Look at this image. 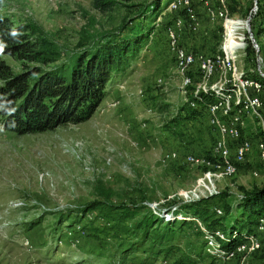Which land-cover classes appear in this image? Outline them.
I'll use <instances>...</instances> for the list:
<instances>
[{
  "label": "rangeland",
  "instance_id": "rangeland-1",
  "mask_svg": "<svg viewBox=\"0 0 264 264\" xmlns=\"http://www.w3.org/2000/svg\"><path fill=\"white\" fill-rule=\"evenodd\" d=\"M152 1L115 0L110 10L99 13L90 0H0V15L13 25L25 24L30 39L53 46L60 60L69 63L77 52L99 42L100 35L115 32L120 38L137 28V14ZM164 1L157 2L160 13L147 41L124 73L105 84L103 99L88 119L21 135L0 130V264H240L242 254L222 258L206 252L204 224L184 212L168 218L187 222L178 247L146 260L120 259L114 252L116 241L98 232L104 225L100 214L80 212L101 191L111 194L113 204L134 203L150 211L170 206L175 212L176 204L188 202L180 193L193 187L204 170L184 161L187 153L208 155L211 134L205 118L191 117L182 108L179 77L164 33L174 12L166 10ZM224 1L227 12L241 21L255 2L251 24L259 23L264 0ZM196 15L199 28L193 35L181 31L180 44L210 54L220 41V21L207 22L199 2ZM261 22L260 32L252 28L251 33L264 70ZM121 25L128 31L120 32ZM0 59L14 73L25 68L8 55ZM236 64L245 71L255 69L254 51L238 53ZM250 157L234 174L214 182L211 205L217 207L220 193L234 203L243 191L264 184L261 164L254 153ZM263 232L264 224L253 233L260 246L244 254L253 264H264ZM200 241L205 252L193 256L189 248ZM186 254L190 260L182 259Z\"/></svg>",
  "mask_w": 264,
  "mask_h": 264
},
{
  "label": "trees",
  "instance_id": "trees-1",
  "mask_svg": "<svg viewBox=\"0 0 264 264\" xmlns=\"http://www.w3.org/2000/svg\"><path fill=\"white\" fill-rule=\"evenodd\" d=\"M158 1L153 0L137 14L136 18L141 19L137 28L127 32V27L121 25L120 32L125 30L127 34L120 38H116L118 33L115 32L100 35L99 42L95 41V45L77 52L69 63L60 60L53 46L30 39L26 35L28 27L25 24L13 25L6 16L0 15V55L13 57L25 67L14 73L0 59V130L21 135L88 119L103 99L105 84L124 73L130 60L147 41L154 19L160 13ZM168 2L165 0L164 5ZM90 4L97 12L104 13L115 5V0H90ZM262 12L260 17L264 20V9ZM176 16L186 17L182 10L174 12L172 17ZM261 19L254 25L250 23L251 31L255 28V33L260 32ZM183 46L197 50L191 45ZM248 48L254 51L246 42V50ZM33 64H42L43 67ZM47 64L50 66L44 67ZM182 108L187 109L191 117L197 115L185 104ZM204 156L210 158L209 154ZM98 195V200L85 204L80 212L96 210L100 214L104 225L98 232L116 241L114 252L119 253L120 259L130 256V259L146 260L179 246L181 229L186 221L163 222L143 205L113 204L109 201L111 194L108 191H101ZM219 196L222 200L216 206L220 208L221 215H216L212 210L215 205L210 204L215 195L176 204L175 212L170 211V206L165 210L184 212L183 216L199 218L207 230H220L225 237L220 248L227 252L247 235L257 232L258 219L264 218V184L243 191L234 203L225 200L223 193ZM190 249L193 256L205 252L203 241L194 243ZM190 257L186 254L182 259L190 260Z\"/></svg>",
  "mask_w": 264,
  "mask_h": 264
},
{
  "label": "built area",
  "instance_id": "built-area-1",
  "mask_svg": "<svg viewBox=\"0 0 264 264\" xmlns=\"http://www.w3.org/2000/svg\"><path fill=\"white\" fill-rule=\"evenodd\" d=\"M198 2L204 6L207 22L220 21V41L210 54L184 47L179 41L181 31L195 33L199 28ZM214 2L211 5L208 0H169L166 5L167 11L182 10L186 16L174 17L164 32L167 51L179 77L183 104L194 110L196 117L205 118L211 134V159L192 153L184 156L188 164L204 168L195 185L180 193L184 202L210 196L214 192V182L234 174L239 165L252 159L253 153L264 171V70L255 58V69L245 71L236 64L238 53L245 52L246 42H250L246 26L248 24L250 29L251 17L257 7L254 3L246 19L241 21L227 12L224 0ZM251 46L254 49L253 44ZM168 156L174 157L175 154ZM212 210L216 215L220 214L219 207L213 206ZM152 212L163 222L172 215L165 209L155 211L152 208ZM190 219L199 224L197 219ZM263 223L264 218H259L258 230L262 229ZM204 232L206 252L222 258L242 254L240 264H253L244 257L245 253L259 247L252 233L226 252L220 248V242L225 240L220 230L205 229Z\"/></svg>",
  "mask_w": 264,
  "mask_h": 264
},
{
  "label": "water",
  "instance_id": "water-1",
  "mask_svg": "<svg viewBox=\"0 0 264 264\" xmlns=\"http://www.w3.org/2000/svg\"><path fill=\"white\" fill-rule=\"evenodd\" d=\"M246 29H247V35L249 37L250 43L253 44V46H254V58H255V61L257 63L258 62V46H257L255 40L253 39V35H252V33L248 27V24L246 26Z\"/></svg>",
  "mask_w": 264,
  "mask_h": 264
}]
</instances>
